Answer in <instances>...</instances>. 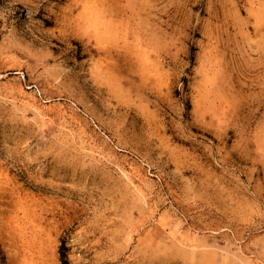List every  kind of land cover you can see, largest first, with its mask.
I'll use <instances>...</instances> for the list:
<instances>
[{"label":"rangeland","instance_id":"374dc122","mask_svg":"<svg viewBox=\"0 0 264 264\" xmlns=\"http://www.w3.org/2000/svg\"><path fill=\"white\" fill-rule=\"evenodd\" d=\"M264 264V0H0V264Z\"/></svg>","mask_w":264,"mask_h":264},{"label":"trees","instance_id":"16d2710c","mask_svg":"<svg viewBox=\"0 0 264 264\" xmlns=\"http://www.w3.org/2000/svg\"><path fill=\"white\" fill-rule=\"evenodd\" d=\"M60 258H61V264H70L67 256V249L64 242H62V245L60 247Z\"/></svg>","mask_w":264,"mask_h":264}]
</instances>
